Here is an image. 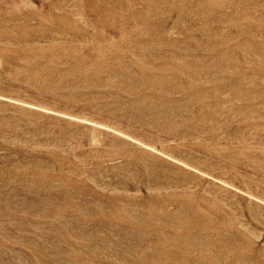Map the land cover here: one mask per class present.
<instances>
[{"label":"rangeland","instance_id":"1","mask_svg":"<svg viewBox=\"0 0 264 264\" xmlns=\"http://www.w3.org/2000/svg\"><path fill=\"white\" fill-rule=\"evenodd\" d=\"M2 241L264 264V0H0Z\"/></svg>","mask_w":264,"mask_h":264},{"label":"bare ground","instance_id":"2","mask_svg":"<svg viewBox=\"0 0 264 264\" xmlns=\"http://www.w3.org/2000/svg\"><path fill=\"white\" fill-rule=\"evenodd\" d=\"M9 205V204H8ZM60 224V223H59ZM5 246H9L10 247V245L7 243V242H5V241H2V243L0 242V264H9L8 263V261H7V257L10 259V261H11V263H13V264H17V262H19L18 260H17V256L15 257V255H13L12 254V252H10V253H7L8 252V250L7 249H5ZM12 248V247H11ZM40 249V248H39ZM12 251L13 252H15L16 250H14L13 248H12ZM40 252V251H39ZM25 253H27V252H25ZM35 253V252H34ZM45 253V252H44ZM28 254V253H27ZM26 254V255H27ZM36 254H37V252H36ZM41 257H39L38 259L39 260H37V264H38V262H39V264H45V256H46V254H44L43 255V252H42V254L40 255ZM30 260V259H29ZM34 262V261H33ZM20 263V262H19ZM18 263V264H19ZM21 264V263H20ZM35 264V263H34Z\"/></svg>","mask_w":264,"mask_h":264}]
</instances>
